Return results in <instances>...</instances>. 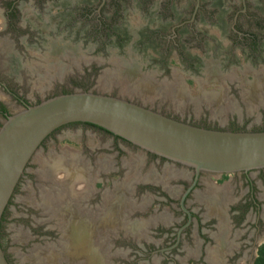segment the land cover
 <instances>
[{
  "label": "flooded vegetation",
  "instance_id": "obj_1",
  "mask_svg": "<svg viewBox=\"0 0 264 264\" xmlns=\"http://www.w3.org/2000/svg\"><path fill=\"white\" fill-rule=\"evenodd\" d=\"M130 15L139 22L130 23ZM0 20V38L11 45L7 50L0 47V65L37 60L28 57L31 46L41 50L45 61L90 62L82 73L52 82L42 98L34 100L12 88L15 80L9 81L0 67V88L20 110L77 90L119 96L75 81L112 68L128 84L146 86L157 77L170 85L165 92L157 88L134 91L132 101L137 104L202 128L250 130L233 120L223 127L203 114L186 119L171 111L173 99L183 90L178 82L181 74L205 79L202 84H219L229 78L231 92V66L245 68L237 53L243 64L254 67L250 73L260 77L264 86V72L257 71L264 70V0H0ZM44 32L65 37L49 41ZM66 39L81 43V48L70 46ZM240 89L235 88L237 95ZM161 94L169 95L168 101L161 100ZM2 107L0 118L5 121L10 113ZM250 131H264V119ZM59 142L66 145L61 147ZM50 144L55 145L59 171L49 175L50 169L41 167V162L34 169L42 175L25 171L4 213L2 228L21 183L27 179L32 184L23 191L28 197L33 183L40 185L34 199L41 224L29 218L26 226L35 223L33 235L61 244V223L68 224L67 235L62 236L68 257L58 258L63 260L60 264H255L264 245V169L196 175L193 169L86 123L56 130L38 150L43 157L51 150ZM75 165L86 179L77 190L76 185L70 189L66 183L67 170L71 173ZM128 170L133 174L140 170L130 186L133 200L128 203L134 206L140 197H149V202L141 212L135 210L125 218L131 209L116 197L121 193L114 192L116 198L108 200L106 190L107 184L122 182ZM126 219H132V224L125 223ZM147 220L152 222L150 227ZM146 230V237L139 239V233ZM1 245L4 250L2 239Z\"/></svg>",
  "mask_w": 264,
  "mask_h": 264
},
{
  "label": "water",
  "instance_id": "obj_2",
  "mask_svg": "<svg viewBox=\"0 0 264 264\" xmlns=\"http://www.w3.org/2000/svg\"><path fill=\"white\" fill-rule=\"evenodd\" d=\"M47 65L53 68L60 63ZM109 72L115 80L121 78L120 72ZM126 82L121 80L119 96L75 91L44 99L7 116L0 126V227L42 143L72 123L96 126L142 151L193 169L196 175L264 169V131L215 130L173 119L124 97L123 93L134 87ZM0 264H9L1 239Z\"/></svg>",
  "mask_w": 264,
  "mask_h": 264
},
{
  "label": "rangeland",
  "instance_id": "obj_3",
  "mask_svg": "<svg viewBox=\"0 0 264 264\" xmlns=\"http://www.w3.org/2000/svg\"><path fill=\"white\" fill-rule=\"evenodd\" d=\"M129 20L130 23L139 22L133 15H130ZM43 35L46 39H49V41L55 39L64 40L63 37H65L64 35H60L59 37H57L55 35H52V32H44ZM66 40L70 44V46H77L79 49L81 48V43L71 42V40L69 39ZM7 42V39L0 38V47L6 50L10 49L11 45ZM27 51L29 58L36 57L37 60H31L30 62L17 64L2 62L0 67L4 69L6 73L10 76L9 79L11 80L9 81H12V79L15 80L16 86L12 88L17 89L18 92L23 93L24 95H26L27 98L33 100L37 96L39 98H42L44 93H46V91L52 86V82H63V79L66 75L71 77L77 73H82L83 69L90 64V62L85 59L76 61L64 59L60 63V66L49 68L47 63L50 61L44 60V57L42 56L43 54L40 52L41 50H38L37 47L31 46L27 49ZM113 53L115 54L114 51ZM237 57L240 61V65H243V67L245 68L240 70L238 65L231 66V92L229 90L230 86L228 84L229 78L224 79V81L222 79L221 82L219 81V84H202L204 83L203 81L205 79H200L196 77L190 78V76H186L184 74L179 75L178 82L180 81V83H182L183 90H181V92L183 93L180 92V94L177 97L175 96V98L173 99L175 101V106L171 113H173L174 115H179L181 118L186 119L199 118L203 114L207 116L210 121L217 122L223 127H225L229 120L237 121L242 127H248V130H251V128L258 126L260 122L264 119V86L261 83V81L263 80L259 79L260 77L255 78L250 73L249 69L252 70V68L254 67L243 64L244 61L240 53H237ZM98 62L101 66L100 61ZM111 70L112 68L105 69L102 72H99L96 77H76L75 81L76 83L82 84L92 83V86L95 85V88L98 87L108 93L118 92L120 94L122 88L121 80H124V78L121 77L119 78V80H115L113 75H111L109 72ZM257 71L260 73L264 72V70L262 69H259ZM104 79H107V82ZM150 82L151 84L145 87H142L140 85L137 86L136 84H131V86L134 87L129 89V91H126V93H123V96L133 99V92L136 90H141L142 92H144L143 90L149 91L152 88H157L158 91L160 90L159 92H165V90L168 89V86H170L168 83L166 84L165 80H162L160 82V78L157 79V77H155V80H152ZM125 84L126 83H124L123 85ZM257 86L260 89L254 88ZM237 87L241 88L239 95L235 93V88ZM169 97L170 96L166 94H161V96H159V98H161V100H164L165 102L168 101ZM0 104L3 105L10 114L20 111V108H18L11 102L9 97L3 93L1 88ZM3 122L4 120L0 118V126ZM63 141L70 143L69 140ZM65 142H59V145L61 147L66 145ZM49 146L51 147V150L48 151L47 154H45L46 158L43 157L41 151H38L26 171H28L29 173H36L42 175L39 170L36 171L34 169V166H36V163L38 162H41V167L50 169L49 175H51L52 172L54 173V171H59L60 167L57 166L59 161L57 160V157L54 154V151L56 150L53 149L55 145L50 144ZM44 159L46 160L43 162ZM124 166H126L125 163ZM78 167L79 166L75 165L76 169L72 170L71 173L70 170H67L69 168H66V170L68 171L66 183L67 185H70V189H72V187L74 189V186L76 185L75 190H77V186L86 183V179H83L84 171L79 170ZM132 172V170H128V173L126 172L124 174L123 181L117 184L115 183L112 187L107 184L106 190V198L108 200L111 198L115 199L117 197L122 199L124 208L130 207L131 212L129 214L125 213V218H129L132 214H134L135 210H139L141 212L143 210V206H145L146 204V201L149 202V197H140V200L138 202L134 203L133 201L134 206L128 203L130 202V200H133L132 195H130V186L134 184L135 176H140V170H135V174H133ZM25 181H27V179H25L24 182L21 183L17 193L15 194L12 201L13 203L8 210L7 219L3 224L1 239L4 250L6 251L9 257L11 264H60L63 260H65L66 257H68V252L64 250L66 249V247L65 245H62V241H65L63 237H66L67 235L65 226L68 227V224L61 223V227L63 229L60 228V231H62L64 234H62L60 238L61 244H57L56 242H53L51 239L48 238L40 239V236H38L37 234L33 235L32 230H37V228L35 227L37 225L35 223H32L31 228H28L26 224L29 222V218H32L38 224H41L39 222V217H37L35 213L36 209L38 208L34 199V194L36 193L35 190H37L40 185L33 183V186L35 188L33 187V189L31 190V197H28L27 195L23 194V191L25 189H31L30 185L32 184H30L29 181ZM114 192H120L121 196H119V194L117 196L116 194V197H114ZM133 220L139 222H146V220H143L142 218H136ZM133 220L126 219L125 223L132 224ZM151 224L152 222H149V220H147V225L149 227ZM147 232L148 230H146V232H143V234H140L138 232L139 239H143L144 237H146ZM62 254L63 256L60 257V255ZM121 255L123 256L124 254H114V256ZM109 257H111L110 254ZM123 257H125V255ZM48 258L49 260H47ZM58 258L63 260H60L59 262Z\"/></svg>",
  "mask_w": 264,
  "mask_h": 264
},
{
  "label": "trees",
  "instance_id": "obj_4",
  "mask_svg": "<svg viewBox=\"0 0 264 264\" xmlns=\"http://www.w3.org/2000/svg\"><path fill=\"white\" fill-rule=\"evenodd\" d=\"M3 111L6 112L5 108H3ZM4 216V215H3ZM3 220L4 218L2 219V222H1V227H0V239H1V236H2V223H3ZM255 264H264V245L261 247L260 251H259V254L255 260Z\"/></svg>",
  "mask_w": 264,
  "mask_h": 264
},
{
  "label": "bare ground",
  "instance_id": "obj_5",
  "mask_svg": "<svg viewBox=\"0 0 264 264\" xmlns=\"http://www.w3.org/2000/svg\"><path fill=\"white\" fill-rule=\"evenodd\" d=\"M106 81H107V79H106ZM110 81V80H109ZM115 83V82H114ZM111 84V83H110ZM105 88V87H104Z\"/></svg>",
  "mask_w": 264,
  "mask_h": 264
}]
</instances>
